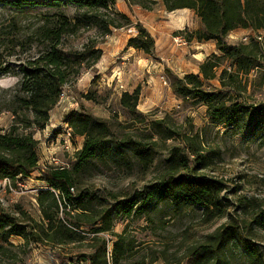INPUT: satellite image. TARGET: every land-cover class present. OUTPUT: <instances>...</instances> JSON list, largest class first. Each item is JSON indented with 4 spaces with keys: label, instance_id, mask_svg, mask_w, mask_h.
<instances>
[{
    "label": "rangeland",
    "instance_id": "obj_1",
    "mask_svg": "<svg viewBox=\"0 0 264 264\" xmlns=\"http://www.w3.org/2000/svg\"><path fill=\"white\" fill-rule=\"evenodd\" d=\"M37 1L38 5L21 10L0 6L1 134L13 125L24 131L22 118L25 115L30 119L32 117L20 109L17 95L21 69L46 47L42 29L53 26L59 14L70 20L76 15V8L64 0ZM119 1L120 8L126 10L127 25L112 28L111 34L104 36L95 25L84 21L73 34L64 35L61 39L60 47L69 58L70 80L63 86L56 105L51 108L46 127L38 131L25 129V132L33 131V138L37 141L38 164L73 168L76 152L82 148L84 138L72 137L64 118L71 109H83L104 121L107 131L103 148L76 174L73 193L76 197H86L89 208L86 216L89 218L94 217L96 212L113 211L112 232L122 235L123 248H130L119 264H185L189 248L203 242L207 235L229 220L240 227L242 235L251 240L264 261V230L255 226L250 236V232L244 229L250 220L245 214L255 212L253 209L245 212L244 206L248 202L255 206L264 204V125L243 133L214 125L203 102L183 99L173 92L172 87L184 75L198 74L197 60L205 61L213 54L221 55L212 41L203 42L201 44L206 45L198 48H195V40L189 41L190 32L201 28L199 19V23H193L189 29L179 27L171 33L169 40L172 42L170 45L175 44L172 36L184 41L185 44L177 43L180 44L177 48L189 64L176 59L165 64L163 60L171 57V47H163L162 55L156 54L155 47L151 54H144L127 46L129 38H132L127 30L137 32L141 27L148 33V28L143 25L145 18L154 25L162 21L160 32H170L172 28H178L170 25V20L176 16L165 10L162 0ZM182 11H178L181 21L185 19L181 16ZM194 17L197 16L194 14ZM121 22L125 24L123 20ZM231 33L225 38L229 46L247 44L252 40L262 43L258 66L248 74L240 73L238 85L223 88L218 80L221 70L234 73L231 61L224 59L215 71L216 78L203 82L202 90L222 92L227 102L236 99L247 106L264 105V30L237 29L234 34ZM245 37L247 40L243 39ZM211 43L214 48L210 47ZM94 49H100L102 55L97 64L87 67L92 59L89 50ZM112 50L116 57H113V63L108 64L107 53ZM195 52L202 55L190 56ZM73 64H82L78 75L73 74L76 70ZM159 76L166 79V86ZM135 89H139L137 109L144 117H132L120 106L123 91L132 93ZM160 120H163L162 130L167 128L175 132L171 139H159L151 122ZM133 141H141L151 151L152 163L147 169H143L130 151L129 145ZM191 148L197 149L203 159L195 162ZM174 149L180 150L186 158L188 167L183 170L184 173L209 180L220 188L219 202L223 215L207 221L198 206L178 208L170 202L155 200L146 205L142 213H132L129 217L115 211L119 209L118 203L123 201L136 200L137 207L141 206L153 184L167 170V161ZM39 176L38 172H34L27 178L18 177L12 183L13 191L0 189V217H12L15 224L26 227L34 236H41L35 233L34 227L35 222L41 221L36 196L47 189ZM71 208L60 209L56 220L77 222V211ZM82 219L78 233L84 239L69 244L35 242L31 235L28 239L12 235L5 241L0 232V264H85L80 256L91 252L93 237L89 233L91 226L85 223L86 218ZM98 238L107 241V257L111 256L117 238L109 234L98 235ZM244 261L240 248L233 244L227 264H246Z\"/></svg>",
    "mask_w": 264,
    "mask_h": 264
},
{
    "label": "trees",
    "instance_id": "obj_2",
    "mask_svg": "<svg viewBox=\"0 0 264 264\" xmlns=\"http://www.w3.org/2000/svg\"><path fill=\"white\" fill-rule=\"evenodd\" d=\"M66 4L76 8V15L72 20L65 15L56 16L55 24L51 27L44 26L42 37L46 47L27 66L20 71V81L17 99L20 109L31 114V119L25 115L21 120L24 131H19L18 126H11L5 133H0V180L10 179L15 181L18 177L27 178L32 173H39V180L45 184L46 190H41L36 196V203L41 213V221L35 222L34 236L27 228L15 224L12 217H0V232L5 241L14 235L28 239L31 235L33 241H48L58 245L82 241L84 238L78 233L82 227V218L91 226L89 233L92 235L91 252L81 255L85 264H119V261L130 252V248H123L122 235L112 232V210L96 212L94 217H87L88 205L86 197L74 195L76 174L86 162L95 156L103 147L106 134V123L94 118L83 109H71L65 114L64 123L72 132V137L84 138L82 148L76 152V164L73 168L57 166H40L37 156V141L33 138V131L25 129L43 130L49 121L50 110L59 100L63 86L70 80V64L68 56L60 47L64 35L73 34L81 23L87 21L98 28L101 35L111 34V29H119L128 24L127 17L114 9L116 0H64ZM37 0H0L1 7L21 10L24 7L38 5ZM165 10L172 12L179 9H190L200 20L201 28L189 34V41L198 43L212 41L216 50L221 54L211 55L199 65V73L187 74L180 78L172 87L175 94L183 99H194L203 102L207 108V115L214 125H222L237 133L253 130L254 127L264 125V105L247 106L241 101L232 99L227 102L222 92H206L202 90L203 82L216 78V69L222 60L229 59L234 73L222 69L218 80L226 86H234L238 82L240 73L248 74L251 69L258 66L262 56V43L250 41L247 44L229 46L226 37L237 29L264 30V0H162ZM49 21V19L47 18ZM124 21L123 24L121 21ZM129 48L151 54L154 47L153 38L143 28L138 27L137 35L129 38ZM92 67L99 61L102 52L100 49L89 50ZM75 55L77 53H74ZM77 56H81L78 54ZM82 64H73V72L78 75ZM73 75V76H74ZM227 80V82H226ZM225 81V82H224ZM238 85V84H237ZM91 99L90 96H86ZM139 89L132 93L123 92L120 96V106L132 117H144L137 109ZM16 114V113H15ZM15 118L18 119V116ZM163 120L151 122L157 129L159 139H171L175 135L171 129L163 128ZM263 127V126H262ZM130 151L139 160L143 169L152 163L151 151L141 143L133 141L129 145ZM195 155L194 161L203 159L199 151L191 148ZM180 150L174 149L169 156L167 170L152 186V190L137 207L136 200L119 202V211L129 217L132 213H142L141 210L150 205L152 201L170 202L178 208L185 205H195L201 208L207 221L221 217L223 210L219 202L220 188L209 180L197 178L187 172V161ZM183 171V173H180ZM85 198V199H84ZM250 201V200H247ZM263 202V201H262ZM77 204V205H76ZM77 211V222L66 223L56 220L60 209L70 208ZM245 212L249 209L253 213L245 214L250 218L244 229L253 233V227L264 230V204L255 206L252 202L244 206ZM114 211V212H115ZM244 212V213H245ZM99 223V226H96ZM243 223H247L246 221ZM241 229L233 220L217 228L207 235L204 241L198 243L187 253L185 264H227L231 246L235 244L240 248L246 264H264L260 252L250 239L243 236ZM109 234L117 238L113 244L111 256L107 253L106 240L98 235ZM249 236V237H250ZM2 238V239H3Z\"/></svg>",
    "mask_w": 264,
    "mask_h": 264
},
{
    "label": "crops",
    "instance_id": "obj_3",
    "mask_svg": "<svg viewBox=\"0 0 264 264\" xmlns=\"http://www.w3.org/2000/svg\"><path fill=\"white\" fill-rule=\"evenodd\" d=\"M120 5H121L120 1L116 0L114 9L115 10L117 9L119 13L124 14V12L126 10L123 7L120 8ZM182 10L183 11L181 12L182 13L181 16H182V18L183 17L185 18L182 21L179 19V15H180V13L178 12L179 10H175V11L171 12V13H173V16H176V17L173 18L172 20H170V25L171 26L173 25L174 27L178 26V28H172L170 30V32H167V31L166 32H164V31L160 32V30L162 28V25H161L162 21H159L158 23H156L157 25H154V24L149 23L148 20H145V18H144L145 22H143V25L148 28V33L154 40V47L156 50V54L162 55L161 51L163 50V47H165L166 45L168 46V47H166V49L171 47L170 52H169V55H171V57L165 58V60H163L165 64H168L169 60H172V59H176L177 61L180 60V62L183 64H189V61H186L185 56H181V54L178 52L179 49L177 47H179L180 44L175 43L173 45H170V43H172V42H169L171 33H173L176 30H179L180 29L179 27L185 26L187 29H189V28H191L193 23H195V24L199 23L198 18L194 17V12H191L190 9H182ZM124 15H126V14H124ZM141 19H142V17H141ZM168 19H169V17H168ZM168 19H165V20H168ZM194 29L196 30L198 28H194ZM114 31H116V30H114ZM232 33L234 34V31ZM173 38L175 39V37L172 36V39ZM196 44H197V46H195V48L202 47L203 45H206V44H201L198 42H196ZM210 47L214 48V45L211 43ZM183 50L184 49L182 48L181 51L183 52ZM114 52L115 51L112 50L111 52L107 53L108 54L107 57H106V55L104 56V57H106L108 64L113 63V57H116ZM212 53H216V52L212 50ZM198 55H202V53L195 52V53H192L190 56L198 57ZM197 59H200V58H197ZM197 61H199V63H198L199 65L203 62V60H197ZM199 68L200 67H198V73H199ZM159 78H160V76H159ZM121 86H123V85L121 84ZM126 91L130 92L129 90H126ZM123 92H125V90Z\"/></svg>",
    "mask_w": 264,
    "mask_h": 264
},
{
    "label": "built area",
    "instance_id": "obj_4",
    "mask_svg": "<svg viewBox=\"0 0 264 264\" xmlns=\"http://www.w3.org/2000/svg\"><path fill=\"white\" fill-rule=\"evenodd\" d=\"M127 33L130 35V36H132V37H134V36H136L137 35V32L135 31V30H133V29H128L127 30ZM244 40H247L246 39V37L245 38H243ZM174 41H175V43H184V41L180 38V37H178V38H175L174 39ZM185 44V43H184ZM160 80L162 81V84L164 85V86H166V84H167V82H166V79L163 77V76H160ZM69 135V134H68ZM15 182V181H14ZM12 183H13V181H11L10 179H2V180H0V189H5V188H7L9 191H13L12 189ZM18 185V184H17ZM21 186V185H20Z\"/></svg>",
    "mask_w": 264,
    "mask_h": 264
}]
</instances>
